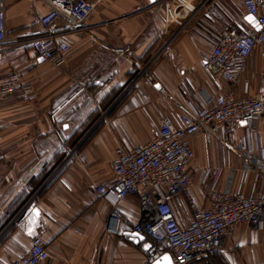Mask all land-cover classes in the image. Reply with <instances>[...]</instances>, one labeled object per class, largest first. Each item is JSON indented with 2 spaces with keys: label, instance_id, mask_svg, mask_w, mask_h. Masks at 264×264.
Here are the masks:
<instances>
[{
  "label": "crops",
  "instance_id": "0c3cea01",
  "mask_svg": "<svg viewBox=\"0 0 264 264\" xmlns=\"http://www.w3.org/2000/svg\"><path fill=\"white\" fill-rule=\"evenodd\" d=\"M46 11L38 0H5L9 53L0 54V77L18 73L34 92L28 102L16 95L0 101V264L25 253L35 235L48 253L42 264H153L146 258L148 239L123 225L114 230L113 201L98 198L94 187L111 182L116 147L128 150L153 139L161 114L178 126L180 106L193 101L196 89H218L201 56L223 28L251 26L241 0H196L184 26L169 28L161 0H107L88 18L84 33H63L70 51L59 70L34 62L31 52ZM118 49L129 50L131 59L117 55ZM263 60L257 53L248 59L249 89L245 94L238 88V97L263 94L254 84L256 75L259 81L264 76ZM249 133L264 145V117ZM245 134L236 130L232 142ZM190 146V191L207 209L227 181L232 157L217 140L207 143L201 135ZM239 179L238 173L233 191L264 194V178L251 174L238 187ZM171 207L177 223L187 226L183 197H175ZM118 209L131 223L138 221L137 196L121 200ZM214 260L264 264V221L257 228L236 227Z\"/></svg>",
  "mask_w": 264,
  "mask_h": 264
},
{
  "label": "built area",
  "instance_id": "2783aa9c",
  "mask_svg": "<svg viewBox=\"0 0 264 264\" xmlns=\"http://www.w3.org/2000/svg\"><path fill=\"white\" fill-rule=\"evenodd\" d=\"M38 1L46 5L47 11L38 19L40 33L31 45L33 61L41 60L59 70L70 51L63 33H84L88 18L107 0ZM241 3L257 27L223 28L211 48L201 56L204 69L218 89L213 92L205 87L196 89L193 101L180 106L178 126L161 114L153 139L128 150L116 147L111 182L94 187L98 198L113 201L114 230L123 225L148 239L145 253L150 263L168 254L173 264H214L223 240L231 238L236 227L248 224L257 228L264 221V194L246 195L239 188L232 190L238 173V187L251 174L264 178V145L249 133L253 124L264 117V95L256 92L240 98L236 93L238 88L242 93L248 92L245 79L248 59L255 53L264 59V0H241ZM161 5L165 28L183 27L195 12L196 0H161ZM7 42L5 0H0L3 56L9 53ZM115 53L128 61L132 56L126 49ZM155 87L165 94L163 88L156 84ZM33 92V85L18 73L0 77V101L16 95L28 102ZM240 128L246 129L245 136L232 142L233 133ZM195 135H201L207 143L217 140L233 159L228 161L225 185L207 209L198 206L190 191L192 180L188 167L194 158L190 140ZM75 154L76 150H71V155ZM134 196L138 197L139 219L131 223L118 209V203ZM177 196L183 197L189 208L190 222L185 227L177 223L172 211L171 202ZM29 209L28 205L20 216ZM47 258L42 237L35 235L30 238L27 251L11 264H42Z\"/></svg>",
  "mask_w": 264,
  "mask_h": 264
},
{
  "label": "water",
  "instance_id": "95a60500",
  "mask_svg": "<svg viewBox=\"0 0 264 264\" xmlns=\"http://www.w3.org/2000/svg\"><path fill=\"white\" fill-rule=\"evenodd\" d=\"M249 17H251V16L246 17L247 23L250 24L252 27L256 28L257 24H256L255 19L253 17H251L252 20L250 21L248 19ZM133 236L139 237L138 234H134ZM165 258H167V261H165ZM153 264H173V262H172L170 256L168 254H165V255L161 256L160 260L155 261Z\"/></svg>",
  "mask_w": 264,
  "mask_h": 264
},
{
  "label": "rangeland",
  "instance_id": "374dc122",
  "mask_svg": "<svg viewBox=\"0 0 264 264\" xmlns=\"http://www.w3.org/2000/svg\"><path fill=\"white\" fill-rule=\"evenodd\" d=\"M263 65H264V60H263ZM260 69H262L263 70V73H264V66H262ZM260 72V70L257 72V73H259ZM256 79H254V84L255 85H261V87H262V89H263V91H262V93H263V95H264V76L262 77H260V79L262 80V81H259L258 80V78H259V75H256V77H255Z\"/></svg>",
  "mask_w": 264,
  "mask_h": 264
},
{
  "label": "snow or ice",
  "instance_id": "6c2138e0",
  "mask_svg": "<svg viewBox=\"0 0 264 264\" xmlns=\"http://www.w3.org/2000/svg\"><path fill=\"white\" fill-rule=\"evenodd\" d=\"M248 19H249L250 21L252 20V18H251V17H249ZM165 261H167V258H165Z\"/></svg>",
  "mask_w": 264,
  "mask_h": 264
}]
</instances>
